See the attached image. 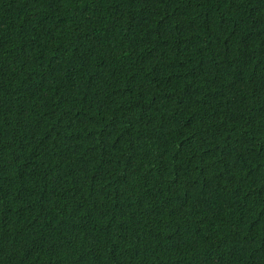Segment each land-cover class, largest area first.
Instances as JSON below:
<instances>
[{
	"label": "trees",
	"instance_id": "trees-1",
	"mask_svg": "<svg viewBox=\"0 0 264 264\" xmlns=\"http://www.w3.org/2000/svg\"><path fill=\"white\" fill-rule=\"evenodd\" d=\"M0 264H264V0H0Z\"/></svg>",
	"mask_w": 264,
	"mask_h": 264
}]
</instances>
